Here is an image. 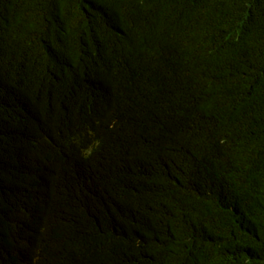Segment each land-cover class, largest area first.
<instances>
[{"label": "trees", "instance_id": "obj_1", "mask_svg": "<svg viewBox=\"0 0 264 264\" xmlns=\"http://www.w3.org/2000/svg\"><path fill=\"white\" fill-rule=\"evenodd\" d=\"M241 34L264 0H0V264H264Z\"/></svg>", "mask_w": 264, "mask_h": 264}, {"label": "clouds", "instance_id": "obj_2", "mask_svg": "<svg viewBox=\"0 0 264 264\" xmlns=\"http://www.w3.org/2000/svg\"><path fill=\"white\" fill-rule=\"evenodd\" d=\"M225 43L235 52V57L227 62H213L212 73L214 77H223L233 73L243 63H249L259 72L264 67V45L254 43L252 50L249 51V35L229 36Z\"/></svg>", "mask_w": 264, "mask_h": 264}]
</instances>
